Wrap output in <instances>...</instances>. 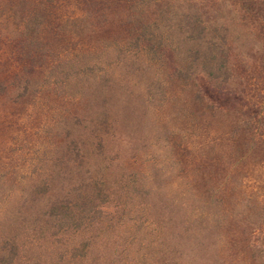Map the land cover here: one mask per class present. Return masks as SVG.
<instances>
[{
    "label": "rangeland",
    "instance_id": "obj_1",
    "mask_svg": "<svg viewBox=\"0 0 264 264\" xmlns=\"http://www.w3.org/2000/svg\"><path fill=\"white\" fill-rule=\"evenodd\" d=\"M191 1L207 9L216 5L162 0L159 8L137 14L157 17V35L173 40L186 28ZM85 7L82 0H0V206L6 213L0 232H24L22 216L30 220L45 204L37 194L22 199L37 178L51 172L61 190L81 177L85 166L75 168V155L66 149L72 140L89 148L90 131L76 113H105L114 120V135L105 128L111 165L101 173L114 183L113 196L95 201L98 209L90 216L96 223L62 237L56 250L87 241L92 252L83 264H130L132 258L166 264L168 254L157 258L138 244L148 231L144 217L160 216L171 229L169 218L180 216L173 209L180 203L191 207L193 193L208 188L235 214L264 203L262 131L249 141L250 132L242 133L238 123V116L250 121L261 113L255 105L264 100V73L258 64H247L238 69L244 78L230 79L223 88L202 74L194 80L177 76L181 58L169 41L162 60L136 55L135 41L125 44L135 33L125 20L127 4L96 0L88 12ZM247 44L238 37L235 51ZM180 45L183 57L189 44ZM90 161L94 166L99 160ZM46 188L40 183L36 192ZM144 203L150 210L141 208ZM226 239L219 260L210 249L199 264H264V250L253 258ZM259 239L264 243V226Z\"/></svg>",
    "mask_w": 264,
    "mask_h": 264
},
{
    "label": "trees",
    "instance_id": "obj_2",
    "mask_svg": "<svg viewBox=\"0 0 264 264\" xmlns=\"http://www.w3.org/2000/svg\"><path fill=\"white\" fill-rule=\"evenodd\" d=\"M161 1L115 0L116 3L127 4L125 20L135 33L125 44L135 41L136 55L145 53L151 58L162 60V46L169 45V41L174 56L181 58L180 63L177 64L176 61L173 74L193 80L202 74L212 85L221 88L230 79H243V73L238 69L247 64H258L259 70L264 73V0H211L216 4L212 9L191 1L189 13L185 15L186 28L176 36L177 40L157 35V17L148 18L137 14L159 8ZM82 2L88 12V7H93L96 0ZM241 36L247 38L248 44L236 52L234 41ZM182 41L189 44L183 57L179 56ZM255 107L258 113L261 111L255 120L247 121L238 116L239 130L244 134L250 132V141L260 128V143L264 144V100L260 107ZM77 113L75 119L83 122L90 131L89 148L84 149L83 142L80 145L72 140L66 144V149L68 153L75 155V168L84 169L85 166L83 174L81 177L77 176L79 180L72 179L71 183L60 190L54 186L55 175L50 172L43 178H37L39 183L23 190L22 199L37 194L45 198L46 202L30 220L26 215L22 216L24 232H0V264H83L90 260V242L65 244L59 250H56V243L64 236L93 226L96 222L90 214L98 209L94 202L104 203L113 196L115 185L101 172L110 169L111 162L106 156L109 131L105 128L112 129L114 120H108L105 113L96 117ZM111 135H114V128ZM257 142L254 145H258ZM91 159L99 161L91 166ZM66 177L64 175V179ZM122 179L117 183H121ZM40 183L47 188L39 193L36 192V186ZM90 186L93 190L91 193L87 190ZM192 197L194 205L191 207L176 204L173 212L180 216L169 218L172 222L171 229H168L166 221L160 216L144 217L142 223L150 233L147 231L142 235L138 240L139 246L146 248L157 258H164L168 254L169 262L166 264H199L203 253L210 249L219 260L220 248H224L221 245L222 237H227L225 242L230 248L246 251L253 258L257 256L256 252L264 250V243L259 239L264 226V203L247 207L235 214L221 204L223 199L211 188L198 194L193 193ZM246 200L244 198L241 201ZM86 201L89 202L87 206ZM148 207L146 203L141 206L142 209L150 210ZM16 213H21L19 208ZM5 214L0 206V218ZM137 262L132 258L130 264Z\"/></svg>",
    "mask_w": 264,
    "mask_h": 264
}]
</instances>
